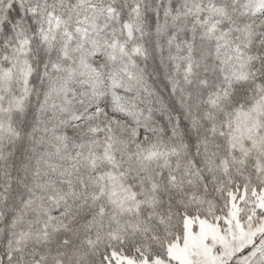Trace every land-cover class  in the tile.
<instances>
[{"label":"snow or ice","instance_id":"snow-or-ice-1","mask_svg":"<svg viewBox=\"0 0 264 264\" xmlns=\"http://www.w3.org/2000/svg\"><path fill=\"white\" fill-rule=\"evenodd\" d=\"M0 264H264V0H0Z\"/></svg>","mask_w":264,"mask_h":264}]
</instances>
